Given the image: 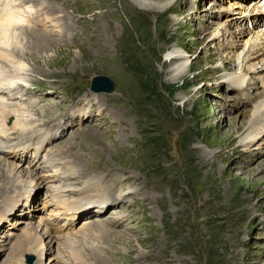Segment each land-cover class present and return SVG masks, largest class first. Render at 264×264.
<instances>
[{"label": "rangeland", "instance_id": "374dc122", "mask_svg": "<svg viewBox=\"0 0 264 264\" xmlns=\"http://www.w3.org/2000/svg\"><path fill=\"white\" fill-rule=\"evenodd\" d=\"M32 1L35 12H43L31 17L43 25L13 27L28 37L14 42L23 52L26 89L38 85L42 95L52 90L45 108L54 114L57 105L76 104V98L87 106L91 75L104 74L111 82L109 93H97L96 107L104 111L89 122H75L54 146L62 157H73L70 169L80 176L73 199L77 189L101 177L113 192L100 195L121 196L102 212L92 211L98 216L75 232V248L58 249L70 247L90 261L96 256L86 247L102 249L105 264H264V129L250 133L247 128L252 142L244 136L264 96L256 95L258 86L239 90L227 78L241 71L235 56L242 39L258 26L249 25L240 38L236 30L243 24L234 21L236 32L226 45L214 40L225 25L220 22L227 14L221 13L236 0ZM150 2H170L171 9L151 11ZM174 54L183 59L178 75L171 72L178 62ZM31 110V130L58 124L47 118L49 111ZM0 159L17 164L3 154ZM30 189L22 186L16 206ZM18 212L0 221V264H25L22 252L29 249L16 252L19 227L32 229L36 218ZM19 218L24 221L18 226ZM26 221L30 224L23 227ZM94 223H104L111 234L94 235ZM54 247L48 244L37 263L31 253V264L64 259Z\"/></svg>", "mask_w": 264, "mask_h": 264}, {"label": "bare ground", "instance_id": "6f19581e", "mask_svg": "<svg viewBox=\"0 0 264 264\" xmlns=\"http://www.w3.org/2000/svg\"><path fill=\"white\" fill-rule=\"evenodd\" d=\"M28 1H32V0H0V69L7 68L14 72V75L12 77L14 88L19 87L18 85L19 82L22 83V82L27 81L25 77L26 64L24 63V58H22L21 56L23 52L21 51V49L17 47L16 44H14L15 40H18V38H15L14 41H12L11 38H12V35L14 34H15V37H17L18 35L19 37H21V39H23V36H24V39L26 38V40L28 38V37H25L24 30L22 33L20 32V34H22L20 35L18 31L15 33L14 32L15 29L13 28V27L20 26V25L24 26L25 24L24 21L25 22L29 21L28 15H33V12H30V10L27 9ZM110 4L112 5V2ZM213 5H215V3H213ZM147 6L146 8H148V10L162 12V14L166 13L167 11H169V9H171L170 2H166L162 4L151 3ZM146 8L144 7L143 10L146 11ZM242 9H245V11L241 12ZM225 10L226 11L230 10L228 11L230 12V14H228V12H222L223 10L221 11L222 15L224 13L227 14L226 15L227 17L220 22V23H223L225 21L224 23L225 25L220 29L218 35L216 34L217 36L214 37V40L221 38V42H224V45L227 44L226 39L228 38V36L231 34L234 35L236 31H237L236 34H238V36L241 38L242 36L247 34V32H249L250 30L249 25L258 26V28H256L255 30H250L251 34L247 38L242 39V42L240 44L243 46V48L239 51V53L236 54V56L234 55L236 57L237 64L241 68V71H239V73L237 74H228L229 76H227V78L231 80V85L236 86L237 88H241L244 85H248V84H251L254 87L258 86L260 91L257 90L256 95L260 97L264 96V75H263V70H264V2L261 3L260 1H257V0H238V1L236 0V2H233L232 4H230L228 8H225ZM250 14L253 17H250ZM234 21H238L240 25L243 24V26L241 27L238 26L237 30L235 28H231L232 23ZM7 48L9 50L8 52H6ZM173 60H177L178 62L176 63L175 67L171 69V72H173L174 75H178L181 72V67H182L181 62L183 61V59L179 55L174 54ZM254 60L255 62H252ZM247 62H252V63L248 65ZM248 77H250L248 81L249 83L245 82V78H248ZM251 77L253 78L251 79ZM262 101L263 103H260V106L256 107L255 110H253V113L251 114L252 116L250 120L248 121L247 127L244 129L245 131L244 136H246L245 138L247 137L248 139L251 138L247 142H250V141L252 142V139L254 137V136L249 137V134L247 135L248 130L250 133H253V132L255 133V131L258 128L262 127L264 129V122H263L264 121V98L262 99ZM8 115L12 116L13 118L12 121L21 116L27 118V120L24 122V128L19 130L18 133L31 130L30 128L27 127L28 126L27 124L30 122L29 120L30 115L25 113L22 109H19L17 106H13L11 103L6 102L5 100L0 98V130L5 129L3 121ZM12 124L17 125L16 122H12ZM22 159H25V156H23ZM5 160L0 159V221L8 217V214L10 212L14 213L15 210H18L19 212H23V211L26 212L27 208H29L30 210L34 209L35 208L34 207L35 197L26 199L25 198L26 195L24 196L23 199L25 201V204L29 203V205H26V207H24L23 199H21V204L19 206H16L15 204L16 200H14V198L18 196V194L22 191L21 190L22 186H25V189H30V188L36 189L37 188V186L35 187L32 185L33 182L30 180H34L36 183H41V179L38 177V175L35 174V172H32L31 169H28V170L24 169L17 162H16L17 164H7ZM70 167H71V164H70ZM23 171H26L27 173H23ZM74 173L75 172H74V167H73L72 171H70L69 174L74 175ZM24 174L26 175L25 177H23ZM33 174H35V176ZM99 179H100V182L95 181V183L93 184V185L96 184V186H99V190H96L93 187V185L87 183L88 185L87 186L84 185L85 187L84 189L82 188L77 189L76 191L77 197L75 199L69 200L66 202L61 201V204L59 207L61 208L62 213L64 214V212L70 211L71 214H67V215L64 214L65 216H68L69 219H72L73 216H77V215H79V217H82L83 214L87 212V210L90 208L88 206V209L83 211V209L85 208V207L84 208L81 207L83 203L81 199L83 197L89 198L92 195L97 194V196L99 195V197L101 198L111 197V199H116L121 196V195H115V194H114V197L110 194L100 195L102 191L103 192H105V190L107 191L106 188H108L109 186H106L105 184L102 183L105 180L104 177L98 178V180ZM80 191H82V193H80L82 194V196L79 195ZM20 195H22V193H20L19 196ZM79 209L81 210V212L80 213L76 212V210H79ZM102 210H104V208H102ZM23 221L24 219L19 218L18 220L14 221V224L19 226L23 224L22 223ZM28 224H30L29 221L27 223H24L23 227H26ZM33 224H34V227L28 231H22L21 230L22 227L21 226L19 227V230L21 231L22 234L17 237V250L15 246L14 251L16 250L17 253H21L23 249H29V251L27 250L22 253L23 254L25 253L34 254L37 260L36 263L39 262V260L41 259L42 254L45 251V248L48 244L52 246L53 244H56V247L60 246L62 249L63 244L64 245L66 244L67 246H73L74 243L79 241V239L76 238L77 233H75L74 238L71 236L65 235L66 237L65 239L61 241L60 240L57 241L52 236L51 232L47 231L46 228L43 227L42 223H40L39 220L36 219ZM94 226H95V228H93L94 235L99 233L97 231H100L102 234L104 233L105 235L111 234L110 230L105 226L104 223H102L101 225L95 224ZM70 227L71 226L69 225L67 228H70ZM82 229L84 228H80L79 230L81 231ZM72 248H75V246H73ZM72 248L69 247L70 250L66 248L65 250H62V251L63 252L67 251L68 258H70L71 255H74L75 259H78L80 264H105V261H103V257H102L103 254L101 253L102 249H99L98 251L93 247L87 246L86 248L94 251L95 256H96L92 259L93 261H90L88 258L82 259L79 254L75 253L76 251L75 252L72 251ZM14 258L15 260H17L16 256Z\"/></svg>", "mask_w": 264, "mask_h": 264}, {"label": "water", "instance_id": "95a60500", "mask_svg": "<svg viewBox=\"0 0 264 264\" xmlns=\"http://www.w3.org/2000/svg\"><path fill=\"white\" fill-rule=\"evenodd\" d=\"M90 82V87L94 89L98 87L109 89L111 86L110 79L104 74L92 75V77L90 78Z\"/></svg>", "mask_w": 264, "mask_h": 264}]
</instances>
